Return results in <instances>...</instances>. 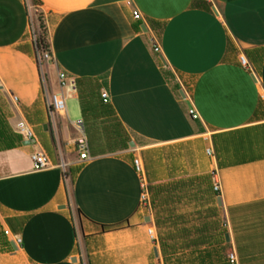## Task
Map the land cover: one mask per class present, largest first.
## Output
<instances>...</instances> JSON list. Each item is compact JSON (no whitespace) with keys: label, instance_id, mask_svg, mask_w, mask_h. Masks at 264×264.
<instances>
[{"label":"crops","instance_id":"crops-1","mask_svg":"<svg viewBox=\"0 0 264 264\" xmlns=\"http://www.w3.org/2000/svg\"><path fill=\"white\" fill-rule=\"evenodd\" d=\"M58 72L77 86L61 113ZM0 125V226L19 239L0 264H264V0H0Z\"/></svg>","mask_w":264,"mask_h":264},{"label":"built area","instance_id":"built-area-1","mask_svg":"<svg viewBox=\"0 0 264 264\" xmlns=\"http://www.w3.org/2000/svg\"><path fill=\"white\" fill-rule=\"evenodd\" d=\"M28 11H29V6H28ZM131 14H132V18L135 20H139L141 18V15L137 10H133ZM30 25H31V18L29 15V27ZM32 38L35 40L34 33H32ZM152 50L154 53H159V46L155 43L153 39H152ZM44 58L50 59V54L49 53L36 54V59L39 67H40V62ZM239 60L242 65H247V61L243 56H241ZM57 81L60 90L56 93L46 94V103L48 108L51 110V112L61 113L64 112L66 109V102H65L66 96L70 93H74L76 91L77 86L74 78L67 77L64 73L61 72H58L57 74ZM100 97L103 103H107L108 97L106 92H102L100 94ZM13 99L15 100V97ZM188 114L192 119H196L198 117L193 109H190L188 111ZM71 123L77 133L76 137L73 139L74 151L77 154L78 159L85 160L88 158V140L86 136L85 121L82 117H79L74 121H72ZM20 132L23 135V137L27 139L30 143L32 142L36 143L35 135L30 129L21 126ZM206 152L208 155H211L210 149H207ZM31 162L34 170H40L51 166L48 157L41 151L35 152L31 155ZM133 163L136 171H141L138 159H134ZM60 167L63 169V171H66L67 167L64 163H61ZM140 204L144 208L149 207L148 192L145 187H143L141 192ZM4 233L8 235L9 232L8 230H4ZM148 234L150 238L154 239V236L150 229H148ZM13 243L14 245L17 246L19 243V239H14ZM228 259L230 263H234L235 262L234 254L230 253L228 255ZM154 264H163V262L160 259H156Z\"/></svg>","mask_w":264,"mask_h":264},{"label":"trees","instance_id":"trees-1","mask_svg":"<svg viewBox=\"0 0 264 264\" xmlns=\"http://www.w3.org/2000/svg\"><path fill=\"white\" fill-rule=\"evenodd\" d=\"M34 45H35L36 54H41L45 50H49L47 28L43 22L41 13L38 14V18H37V31L35 33ZM3 139H5V137L2 136V130H1V125H0V140L4 141ZM9 145L10 146L12 145V140L10 142H5L3 144V146H5V147L9 146ZM77 214L79 216L80 212L77 211ZM106 230H110V229H107L106 227L103 226L102 231H106ZM10 248H11V245H10L9 241L6 239V237L0 231V252H4Z\"/></svg>","mask_w":264,"mask_h":264},{"label":"rangeland","instance_id":"rangeland-1","mask_svg":"<svg viewBox=\"0 0 264 264\" xmlns=\"http://www.w3.org/2000/svg\"><path fill=\"white\" fill-rule=\"evenodd\" d=\"M40 13V11L38 10V8L36 6L33 7L32 3L30 2L29 5V15L31 18V25L29 27V35L32 37V33H34V37H35V33L37 31V18H38V14ZM43 53H49V50H45ZM50 61L49 59H42V61L40 62V69L42 71V75L45 78V73H46V69L49 65ZM67 106L69 107V104L67 103ZM123 139L126 140L128 139V136L123 133ZM0 231L1 233H3V235L6 237L8 236L7 234L4 233V228H2V226H0Z\"/></svg>","mask_w":264,"mask_h":264},{"label":"water","instance_id":"water-1","mask_svg":"<svg viewBox=\"0 0 264 264\" xmlns=\"http://www.w3.org/2000/svg\"><path fill=\"white\" fill-rule=\"evenodd\" d=\"M130 145H133V143H132V142H130ZM218 200H219V199H218ZM219 203H220V200H219ZM11 245H12V247H13V248H16V246L14 245V243H13V242L11 243Z\"/></svg>","mask_w":264,"mask_h":264}]
</instances>
